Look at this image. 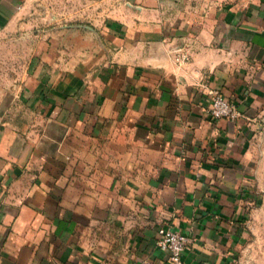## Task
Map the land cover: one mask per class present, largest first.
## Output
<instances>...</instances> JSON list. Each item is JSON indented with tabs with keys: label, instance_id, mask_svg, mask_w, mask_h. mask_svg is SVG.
I'll return each mask as SVG.
<instances>
[{
	"label": "crops",
	"instance_id": "obj_1",
	"mask_svg": "<svg viewBox=\"0 0 264 264\" xmlns=\"http://www.w3.org/2000/svg\"><path fill=\"white\" fill-rule=\"evenodd\" d=\"M39 1L0 0V264H167L165 223L185 264L262 261L236 247L264 225V0H99L82 43L72 24L49 49L22 39ZM211 87L242 116H210Z\"/></svg>",
	"mask_w": 264,
	"mask_h": 264
},
{
	"label": "rangeland",
	"instance_id": "obj_2",
	"mask_svg": "<svg viewBox=\"0 0 264 264\" xmlns=\"http://www.w3.org/2000/svg\"><path fill=\"white\" fill-rule=\"evenodd\" d=\"M99 0H43V3L39 1L37 4H33L32 8L27 12L26 19L22 22L21 27H26L28 34H23L22 39L28 42V45L35 46V34L36 32L44 34V39L49 41V46H44L45 49L51 48L52 34H58V30H62L65 27H72L75 24V42L77 44L82 43L84 39L85 30L87 27H91L90 21H93L94 17L98 16L102 8L100 4H97ZM106 7L107 4L105 3ZM89 12H91L89 14ZM20 21H17L13 27H19ZM24 28V29H26ZM14 30V29H13ZM12 30V31H13ZM15 31V30H14ZM8 38L19 39V35H11ZM79 50V49H78ZM77 50V52H78ZM35 52H28L30 54ZM16 62V61H15ZM230 100V99H229ZM231 101V100H230ZM233 102V101H231ZM234 103V102H233ZM235 104V103H234ZM241 111L239 110V118ZM234 118V119H236ZM232 120V119H231ZM256 121V122H255ZM253 121L254 132L251 136L252 139V151L257 159L256 173L254 179L251 180L254 193L258 196L252 197L251 207H257L258 202L263 204L264 212V106L263 112L260 116H257L256 120ZM256 219V218H255ZM248 243L245 245H238L236 247L237 252H250L255 255L254 257L259 259L263 258L262 261L250 260L253 264H264V225L263 223H251L249 227Z\"/></svg>",
	"mask_w": 264,
	"mask_h": 264
},
{
	"label": "built area",
	"instance_id": "obj_3",
	"mask_svg": "<svg viewBox=\"0 0 264 264\" xmlns=\"http://www.w3.org/2000/svg\"><path fill=\"white\" fill-rule=\"evenodd\" d=\"M173 60L178 63H186L191 54L184 45H177L171 49ZM208 97L207 113L214 118L234 119L239 115L237 106L227 99L223 93L211 87L206 90ZM156 246L167 253V264H185L182 258L186 248L188 237L179 229L169 223L160 225L156 231Z\"/></svg>",
	"mask_w": 264,
	"mask_h": 264
}]
</instances>
